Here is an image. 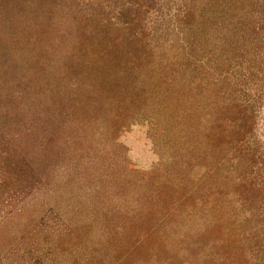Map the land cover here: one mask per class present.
Listing matches in <instances>:
<instances>
[{"label":"rangeland","instance_id":"rangeland-1","mask_svg":"<svg viewBox=\"0 0 264 264\" xmlns=\"http://www.w3.org/2000/svg\"><path fill=\"white\" fill-rule=\"evenodd\" d=\"M0 264H264V0H0Z\"/></svg>","mask_w":264,"mask_h":264}]
</instances>
